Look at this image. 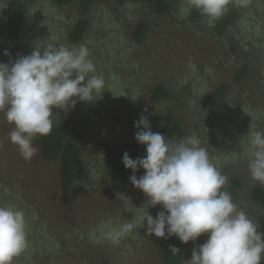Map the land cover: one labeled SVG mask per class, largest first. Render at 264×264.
<instances>
[{
    "label": "rangeland",
    "instance_id": "374dc122",
    "mask_svg": "<svg viewBox=\"0 0 264 264\" xmlns=\"http://www.w3.org/2000/svg\"><path fill=\"white\" fill-rule=\"evenodd\" d=\"M22 2L30 14L21 22L23 37L17 41L9 40L7 19L2 16L5 9L0 10V63L14 62L18 54L30 55L34 47L48 42L69 48L84 45L95 74L104 78L105 88L95 100L96 121L88 132L93 135L83 138L93 140L95 146L85 145L83 170L69 194L62 189L61 159L46 162L36 138L33 144L38 152L25 161L9 140L13 125L0 112V206L22 209L28 225V247L13 264H164L163 238L148 235L146 224L143 226L144 214L148 211L155 217L162 206L147 204L145 194L130 183L132 172L123 185L115 182L121 138L134 137V124L141 115L148 118L151 129H158L167 114L174 113L184 118L185 137L196 134L218 169L228 157L245 152L246 139L239 134L264 132L260 86L264 64L251 51V42L264 44V0H244L243 4L233 0L228 10H236V26L217 42L214 25H209L207 18V22H188L185 27L181 4L169 16L161 17L146 0H127L124 6L120 0H98L93 7L95 33L77 45L68 38L81 18L76 5L65 9L53 5L52 0ZM4 3L1 0L0 6ZM140 22L148 29L137 44L133 36ZM5 51L10 55L5 56ZM244 62L251 71L236 87L234 77ZM223 85L229 89L224 100L217 106H205L203 102ZM158 86L169 90L171 97L155 103L152 98ZM188 105H193V110ZM85 117L74 119L65 112L62 121L70 134H82L80 125ZM219 119L227 120L229 128L224 132L212 127ZM135 174L139 178L144 170ZM243 174L250 181L251 193L258 182L251 179L247 162ZM250 193L234 202L264 234V210L253 203ZM108 222L115 226L133 222L136 226L118 244L103 239L96 242L93 236L99 237ZM205 241H195L180 264L190 260L193 250Z\"/></svg>",
    "mask_w": 264,
    "mask_h": 264
},
{
    "label": "clouds",
    "instance_id": "9594fccd",
    "mask_svg": "<svg viewBox=\"0 0 264 264\" xmlns=\"http://www.w3.org/2000/svg\"><path fill=\"white\" fill-rule=\"evenodd\" d=\"M233 0H183V16L192 10L208 19L209 25L228 11ZM243 4L244 0H235ZM5 56L10 53L5 51ZM84 45L71 48L48 42L34 47L30 55L17 56L0 63V112L13 125L9 133L25 161L38 152L33 141L48 136L54 126V109L67 111L77 102L97 100L105 88L103 76L89 59ZM134 126L135 140L146 146V155L132 159L127 152L122 162L132 171L130 183L147 197L150 207L161 205L153 217L144 214L147 234L157 238L175 236L183 244L207 234V240L196 247L184 264H261L264 258V234L243 210H238L229 192L224 191L228 178L211 161L206 148L196 134L180 140H169L151 131L148 118L141 115ZM243 141L248 170L253 181L264 185V132L249 131ZM144 170L137 178L136 172ZM136 225L118 226L108 222L93 236L112 244ZM28 225L25 213L15 206H0V264L13 261L28 247ZM173 255L179 252L170 246Z\"/></svg>",
    "mask_w": 264,
    "mask_h": 264
},
{
    "label": "trees",
    "instance_id": "16d2710c",
    "mask_svg": "<svg viewBox=\"0 0 264 264\" xmlns=\"http://www.w3.org/2000/svg\"><path fill=\"white\" fill-rule=\"evenodd\" d=\"M6 3L0 6V10L5 9L4 18L7 19L8 23V35L9 40L17 41L22 39V25L21 22L29 16L28 9L22 0H5ZM98 0H52V4L60 8H69L77 6L81 18L73 25L71 33L69 35V41L73 45H77L86 39H91L92 34L95 33L94 28L92 27V22L95 17L94 5ZM149 5L154 7V11L158 16L164 17L169 16L168 14L176 10L179 5H182L183 0H146ZM1 2V0H0ZM127 0H120V5L124 6ZM231 4V3H230ZM234 9V8H233ZM183 24L185 27L187 23L197 24L200 21H206V17L201 15L200 12L192 10L189 15L183 16ZM205 18V19H204ZM238 20L236 10H229L221 17L215 20L213 26V32L216 34L214 37V42L223 40V37L232 31V28L236 26ZM148 26L145 22H140L135 26L134 32V41L137 44L142 43L144 36L146 35ZM252 53L257 55V59L260 63L264 64V44H256L257 42H251ZM250 51V52H251ZM251 69L247 63H243V66L236 73L234 77V85L236 87L241 86V84L249 76ZM260 86H263L261 91L264 94V79L260 80ZM229 92V89L226 85L220 86L216 89L215 92L209 95L208 99L203 103L205 106H217L222 102ZM171 97V92L163 86L156 87L153 93V102L158 103L162 100H167ZM95 102H77L74 108H71L67 111L54 109L53 117L54 126L51 133L46 137H39V142L42 148L43 158L46 162H51L54 159L60 158L62 161V168L60 171V179L62 184V189L65 194H69L72 190V187L77 183L80 173L83 170V154L85 145H88L89 148H94L95 142L89 139L90 141L83 140V138L88 135H93V133H88L93 130L92 123L96 121L95 114ZM189 106V105H188ZM193 110V105L189 106ZM65 112L76 119L81 116L86 115L83 120V124L80 125L82 134L76 131V133L70 134L69 129L66 127V124L63 119V114ZM134 116V114H133ZM140 117L136 119L139 120ZM183 119L178 117L174 113L167 114L164 119V124L160 128L151 129L153 132H159L169 140H180L183 139L186 135V128L183 125ZM226 119L216 120L212 127H219L221 132H224L225 128H229L226 124ZM225 124V125H224ZM135 132L137 128L134 126ZM225 134V133H223ZM226 135V134H225ZM239 137L246 139V135L239 134ZM86 143V144H85ZM119 150L117 151L115 157L114 165V176L115 182L118 185H123V183L128 180L130 173L132 172L129 169H126L122 159L125 152L129 154L132 159L142 158L146 150V146L140 145L135 140L132 135H127L126 138L122 140ZM244 152L228 157L226 160L221 163L219 169L221 172L228 178V183L224 187V191H227L231 194L233 201L243 198V195H249V180L243 174L244 164L248 161L243 155ZM239 171V173L237 172ZM86 173L88 171H85ZM230 176H227L229 175ZM251 200L258 207L264 210V185H261L259 182L251 190ZM155 238V236H154ZM207 234L201 235L197 240H207ZM196 240V241H197ZM195 241H190L188 244H183L175 236L165 237L161 240V258L164 264H180L185 252L190 248V246ZM170 246H174L179 250L175 255L170 251ZM261 264H264V258H262Z\"/></svg>",
    "mask_w": 264,
    "mask_h": 264
}]
</instances>
